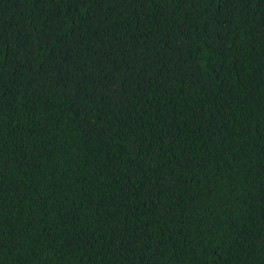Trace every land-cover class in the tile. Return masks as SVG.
Segmentation results:
<instances>
[{"label": "trees", "instance_id": "obj_1", "mask_svg": "<svg viewBox=\"0 0 264 264\" xmlns=\"http://www.w3.org/2000/svg\"><path fill=\"white\" fill-rule=\"evenodd\" d=\"M0 264H264V0H0Z\"/></svg>", "mask_w": 264, "mask_h": 264}]
</instances>
